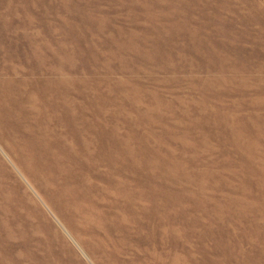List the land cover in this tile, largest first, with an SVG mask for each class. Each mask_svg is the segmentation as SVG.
Wrapping results in <instances>:
<instances>
[{
    "label": "rangeland",
    "instance_id": "1",
    "mask_svg": "<svg viewBox=\"0 0 264 264\" xmlns=\"http://www.w3.org/2000/svg\"><path fill=\"white\" fill-rule=\"evenodd\" d=\"M0 264H264V0H0Z\"/></svg>",
    "mask_w": 264,
    "mask_h": 264
}]
</instances>
